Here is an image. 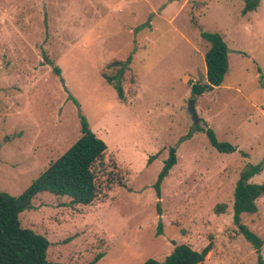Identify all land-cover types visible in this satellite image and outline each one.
<instances>
[{
	"label": "rangeland",
	"instance_id": "rangeland-1",
	"mask_svg": "<svg viewBox=\"0 0 264 264\" xmlns=\"http://www.w3.org/2000/svg\"><path fill=\"white\" fill-rule=\"evenodd\" d=\"M258 1L243 15V0H0V191L19 196L76 142L79 111L107 145L92 205L41 193L19 215L23 228L49 241L48 261L84 264L103 253L96 264H143L163 261L176 245L200 251L210 241L205 264L264 261V196L241 218L263 240L259 253L233 223L241 171L263 162L250 182L264 184ZM207 30L222 35L228 72L222 86L191 97V85L205 82ZM129 55L119 100L103 75H115L108 63ZM190 99L197 126L236 152H217L194 130ZM173 147L176 164L157 198L153 185Z\"/></svg>",
	"mask_w": 264,
	"mask_h": 264
},
{
	"label": "trees",
	"instance_id": "trees-1",
	"mask_svg": "<svg viewBox=\"0 0 264 264\" xmlns=\"http://www.w3.org/2000/svg\"><path fill=\"white\" fill-rule=\"evenodd\" d=\"M243 1V15L255 11L259 5L258 0ZM200 36L208 45L204 54L205 82L191 85V97L201 96L222 86L229 66V49L222 35L216 31L207 30L202 31ZM131 60L132 55H129L125 61H111L107 68H116V74L113 76L103 75L107 84L112 86L116 92L119 100L124 99L122 78ZM53 71L57 76H60L59 68H54ZM258 71L260 73V70ZM69 99L77 105L74 98L69 96ZM78 118L80 137L64 154L52 162L22 194L13 197L0 191V264H61L47 260L49 241L31 229L23 228L19 221V215L32 208V201L39 194L49 193L56 197H68L71 206H90L97 199L99 193L97 166L102 164L107 145L92 132L80 111ZM194 130L203 132L210 146L219 153L231 154L237 151V148L231 144L218 141L213 130L208 126H197ZM189 137L191 134L186 135L181 141ZM241 155L247 157L245 153H241ZM175 164L176 149L173 147L169 149L168 158L164 161L153 185L157 198L160 196L162 182ZM262 171L263 162L247 165L241 171L233 191V223L238 234L243 236L257 253L262 249L263 240L244 225L241 218L243 215H253L257 212L256 200L264 196V184H255L250 180ZM215 212L223 213V206L216 207ZM161 233L162 225L159 221L156 234L160 235ZM212 251L211 241L200 251L194 250L186 244H180L174 246L172 252L163 261L150 258L143 264H205ZM103 256V253H98L84 264H96ZM256 264H264L261 256H258Z\"/></svg>",
	"mask_w": 264,
	"mask_h": 264
},
{
	"label": "water",
	"instance_id": "water-1",
	"mask_svg": "<svg viewBox=\"0 0 264 264\" xmlns=\"http://www.w3.org/2000/svg\"><path fill=\"white\" fill-rule=\"evenodd\" d=\"M187 111L192 119V122H193V125L194 127H196L200 120L199 118L197 117V113L195 111V100L194 99H190L187 103Z\"/></svg>",
	"mask_w": 264,
	"mask_h": 264
}]
</instances>
